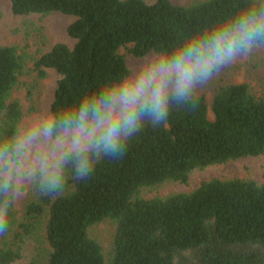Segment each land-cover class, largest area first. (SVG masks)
Masks as SVG:
<instances>
[{"label": "trees", "instance_id": "16d2710c", "mask_svg": "<svg viewBox=\"0 0 264 264\" xmlns=\"http://www.w3.org/2000/svg\"><path fill=\"white\" fill-rule=\"evenodd\" d=\"M234 0H11L17 15L58 11L74 17L67 32L72 47H50L45 27L25 20L23 31L37 47L27 98L33 109L44 103L47 69L59 74L53 100L70 102L80 88L118 75L127 62L169 42ZM3 12L0 10V23ZM43 50V51H42ZM15 45L0 44V117L24 111L13 91L27 64ZM258 66L250 72L257 78ZM212 112V116L211 113ZM264 155V96L248 82H223L195 111L173 109L167 127L145 126L122 159L103 160L86 181H69L64 196L31 199L21 216L12 211L9 231L0 236V264L22 262L26 237L42 232L44 264H106L91 225L111 218L117 229L108 264H264V182L252 179L203 181L191 192L142 198L140 190L165 181L187 183L190 173L213 164ZM13 240H8L9 232Z\"/></svg>", "mask_w": 264, "mask_h": 264}, {"label": "clouds", "instance_id": "9594fccd", "mask_svg": "<svg viewBox=\"0 0 264 264\" xmlns=\"http://www.w3.org/2000/svg\"><path fill=\"white\" fill-rule=\"evenodd\" d=\"M261 49L264 0H234L129 59L118 75L78 89L70 102L0 117V236L28 190L64 196L69 181H86L101 161L122 159L145 126L167 127L176 108L197 110L211 82Z\"/></svg>", "mask_w": 264, "mask_h": 264}, {"label": "rangeland", "instance_id": "374dc122", "mask_svg": "<svg viewBox=\"0 0 264 264\" xmlns=\"http://www.w3.org/2000/svg\"><path fill=\"white\" fill-rule=\"evenodd\" d=\"M153 2L154 0H146ZM176 4L188 5L198 0H172ZM0 10L3 17L0 23V44L15 45L21 54H25L27 64L20 76L19 83L13 91V97L18 98L23 109L27 110L29 100L27 98V83L31 82L35 73L31 71L33 61L32 57L39 56L37 47L23 31H15V27L21 26L25 20H31L40 23L45 27L46 36L48 37L50 47L55 43L62 42L72 47L75 40L71 38L67 32L68 25L74 20V17L58 11L49 12L47 14L32 13L30 15H17L12 11L11 0H0ZM43 51V50H42ZM121 52L125 54L126 61L137 58L128 53L125 48H121ZM256 64L258 66L257 78H253L250 72V66ZM47 77L43 79V96L44 103L53 100L59 74L53 69H47ZM248 82L252 91L259 96H264V49L258 50L248 58L238 61L234 66L227 69L221 76L211 82L202 92L208 97L219 88L223 82ZM211 116H212V112ZM213 178L219 179H252L259 183L264 182V155L248 156L228 160L224 163L213 164L202 169L193 170L188 178L187 183L180 181H165L161 184L151 187H144L140 190L139 196L142 198L164 197L177 192H191L197 188L203 181ZM37 195L28 190L14 211L18 216L22 215L25 205ZM117 229L116 221L111 218H105L90 226L89 234L97 240L101 247L108 264L113 254V239ZM13 232H9L7 239L13 240ZM14 241V240H13ZM47 245L42 232L33 236L26 237L22 245L23 258L22 262L35 258L40 264H44Z\"/></svg>", "mask_w": 264, "mask_h": 264}]
</instances>
